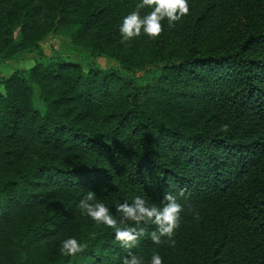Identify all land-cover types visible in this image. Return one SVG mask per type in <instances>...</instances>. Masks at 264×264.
<instances>
[{
    "label": "trees",
    "instance_id": "trees-1",
    "mask_svg": "<svg viewBox=\"0 0 264 264\" xmlns=\"http://www.w3.org/2000/svg\"><path fill=\"white\" fill-rule=\"evenodd\" d=\"M140 2L0 0V59L58 31L116 62L53 46L0 75V264H122L114 229L79 208L89 190L118 222L120 203L177 195L175 247L142 225L144 264H264V0H188L174 28L125 46ZM71 237L88 245L75 257Z\"/></svg>",
    "mask_w": 264,
    "mask_h": 264
},
{
    "label": "clouds",
    "instance_id": "clouds-1",
    "mask_svg": "<svg viewBox=\"0 0 264 264\" xmlns=\"http://www.w3.org/2000/svg\"><path fill=\"white\" fill-rule=\"evenodd\" d=\"M151 9L144 16L140 15L141 9ZM189 14L188 0H141L134 11L124 16L119 32L121 44L127 46L134 38L146 35L150 39L158 38L164 31L163 21H167L169 29ZM229 126H222V131L227 132ZM183 196V190L179 193ZM82 214H86L98 225L114 229L115 240L120 247L128 251L122 258V264H144L143 258L134 255L130 250L135 248L142 237L146 235V228L142 225H155V230L147 233L152 243L156 245L168 244L175 247V232L180 226L183 206L178 202L177 195L166 192L163 194L161 206L149 205L141 196H136L131 203L124 202L116 205L120 214L119 222L112 215L109 207L96 202V193L89 190L84 199L79 202ZM189 211L199 219V213L189 206ZM128 222H131L129 224ZM134 225V226H133ZM87 243H81L71 237L61 242L60 253L75 257L87 249ZM149 264H163V259L158 253L151 256Z\"/></svg>",
    "mask_w": 264,
    "mask_h": 264
},
{
    "label": "rangeland",
    "instance_id": "rangeland-1",
    "mask_svg": "<svg viewBox=\"0 0 264 264\" xmlns=\"http://www.w3.org/2000/svg\"><path fill=\"white\" fill-rule=\"evenodd\" d=\"M53 46H56L62 55L66 57H77L79 53H84L89 56V51L86 48L71 43L66 34L55 31L49 33L41 41L38 48L24 49L20 51L17 56L11 59H0V75L6 76L14 68L27 69L36 59L43 60L47 55L53 53ZM83 60V66L86 65L87 61L99 63L105 66H116V62L105 55L90 54L88 58L86 57Z\"/></svg>",
    "mask_w": 264,
    "mask_h": 264
}]
</instances>
